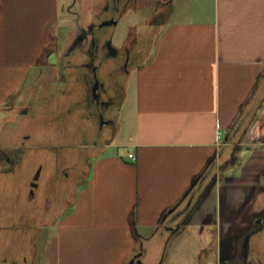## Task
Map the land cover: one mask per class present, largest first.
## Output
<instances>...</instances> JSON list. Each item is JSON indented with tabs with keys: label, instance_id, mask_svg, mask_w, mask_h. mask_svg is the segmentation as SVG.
I'll return each instance as SVG.
<instances>
[{
	"label": "crops",
	"instance_id": "crops-1",
	"mask_svg": "<svg viewBox=\"0 0 264 264\" xmlns=\"http://www.w3.org/2000/svg\"><path fill=\"white\" fill-rule=\"evenodd\" d=\"M68 1L0 0V104L11 97L15 103L25 99L36 85L32 78L72 72L75 67L67 62L88 70L79 63L87 55L67 53L78 33L64 13ZM89 1L83 8L95 2L98 10L84 17V27L109 1L121 10L120 17L128 9L143 13V21L156 13L144 8V0ZM167 6L163 22L146 20L147 31L139 35L131 26L120 43L112 38L104 46L108 55L117 49L129 53L140 40L144 47L124 73L121 106L129 101L133 120L125 143L118 138V125L106 145L83 141L80 127L89 122L82 121L71 99L47 101L33 117L27 161L15 177L0 172V191L19 197L5 202L0 196V221L6 224L16 217L4 210L38 207V199L29 201L20 193L38 160L48 165L50 154L62 152L78 162L73 186L62 183L60 227L45 232L36 254L30 246L31 264H166L168 247L170 254L181 252L186 238L190 253L181 264H222L223 239L255 231L264 209V101L241 136L238 125L264 74V0H168ZM85 35L79 48L88 52L94 37ZM98 52L96 61L102 58ZM34 66L39 73L32 75ZM9 138L0 143L3 150L12 148ZM119 145L126 153L112 149ZM210 164L218 176L189 210L187 194ZM22 246L25 235L11 247ZM258 258L264 261V255Z\"/></svg>",
	"mask_w": 264,
	"mask_h": 264
},
{
	"label": "flooded vegetation",
	"instance_id": "flooded-vegetation-1",
	"mask_svg": "<svg viewBox=\"0 0 264 264\" xmlns=\"http://www.w3.org/2000/svg\"><path fill=\"white\" fill-rule=\"evenodd\" d=\"M121 1L127 5L131 0ZM160 2L165 7L168 4V0L158 1L155 5L156 13H158ZM112 6H114L113 1H109L104 6V10L96 16V21L87 25L88 27H82L78 30L74 43L67 52L69 55L75 56H78L77 53L82 54L79 56L87 55L79 63L81 64L80 67H87L88 70L83 72V70L76 68L78 63L67 62L65 66H69L71 63L75 67L72 72H64L60 74V77L53 75L32 78V84L36 83V85L32 88V92L25 94V99L19 102L12 122L0 125V143L9 134V140L12 142L10 150H3L4 148L0 147V172H2V176L6 174L15 177L23 162L27 161L30 151L25 143L31 136L29 134L33 128L31 124H36L33 117L38 114L37 108L47 101L60 104L66 102L65 99L68 97L71 99L68 103L71 102L76 109H80L79 116L82 121L89 122V124L84 122L83 126L80 127L83 141L90 142L93 146H103L114 135L117 129L116 111L121 103L124 73L127 66L135 65L138 62L144 47L142 40H140L129 53L117 49L115 53L111 52V55L103 54L105 44L108 45L114 38V29L122 14L117 6ZM113 20H116V23ZM87 33L94 37V46L88 52H84L79 48V41ZM100 33L103 35L100 36ZM99 50H102V58L96 61ZM44 83H48V90L44 88ZM29 97L30 99H28ZM38 161L33 171L27 173L24 190L20 193L24 199L29 201L38 199L40 209L26 206L19 207L18 211L15 209L16 207L4 210L6 213L14 212L16 219L6 224L0 221V264H28V262L31 264L33 254L30 246L34 248L33 251L35 252L33 253L36 254L37 246L42 242L49 224L57 221L62 215V204L65 199L62 183L66 181L71 187L73 186L71 183L75 180L77 161L64 156L62 152L61 154L57 153L54 157L50 154L48 165L42 159ZM210 167L211 164L198 178L197 184L192 185L187 194L189 210L195 208L197 202L207 195L212 186L211 183L218 176L217 173H212ZM45 172L46 175L42 177ZM3 188H5V184ZM2 191H0V196L2 195L5 202H8L7 199L18 201L19 197L15 192L9 190V193H5ZM257 219L254 232L251 231L243 236H237L233 233L223 239L222 252L220 253L222 264H264V261L258 258V256L264 255V209ZM6 231L15 232L18 235L7 237L3 235ZM21 235L26 236V247L12 248L11 246L17 245L18 237ZM251 254H254L256 258L253 256L251 258ZM136 259L137 261L140 260L139 258Z\"/></svg>",
	"mask_w": 264,
	"mask_h": 264
},
{
	"label": "rangeland",
	"instance_id": "rangeland-1",
	"mask_svg": "<svg viewBox=\"0 0 264 264\" xmlns=\"http://www.w3.org/2000/svg\"><path fill=\"white\" fill-rule=\"evenodd\" d=\"M89 1V0H88ZM83 2L84 0H69L66 4V7L64 8V13L71 19V25L74 28L73 30H80V28L84 27L85 25V18L87 16L91 17L95 14V9L98 10V7H96L95 2L89 3V5L84 9L83 8ZM90 2V1H89ZM159 14V15H158ZM65 16V15H64ZM85 17V18H84ZM145 16L143 13H136L133 9H128V11L120 17V19L117 21L116 28L114 30V40L116 43H120L121 38L126 35V32L128 29L133 26V31H135L138 35L140 33H144L147 31V23L143 21ZM165 20L163 9L159 11V13H155V15L152 16L151 19L148 20V22H163ZM157 21V22H156ZM65 25V24H64ZM64 29L62 30V34L68 33L69 30L67 29V26H63ZM88 27V26H87ZM70 35V33H69ZM43 65H45V62H41ZM35 67V66H34ZM39 73L37 71V68L35 67L32 71V75ZM14 97H11L8 99V101L0 104V124L4 123L7 120H12L13 117L16 114V110L18 108L19 102L15 103ZM129 101H126L124 105L121 106V103L119 104V107L116 111L117 115V125L120 126V131L118 133V138L122 143H125L127 141L128 135L131 133L133 129V120H132V110L129 106ZM114 151H118L119 154L126 153V147L125 146H116L112 148ZM67 200V199H66ZM66 206L64 207V213L69 212L70 208H68V201H66ZM61 219V215L59 216ZM55 221L51 225L49 224L47 231L49 233H55L60 225L59 220ZM187 240V241H186ZM184 239L183 246L185 249H182L181 252H177L176 254L173 252L170 254L169 247L165 253V263L167 264H181L182 261H185V258L189 256V251L187 250L188 247V240L189 238ZM188 251V252H187ZM170 254V255H169ZM186 263V261H185Z\"/></svg>",
	"mask_w": 264,
	"mask_h": 264
},
{
	"label": "trees",
	"instance_id": "trees-1",
	"mask_svg": "<svg viewBox=\"0 0 264 264\" xmlns=\"http://www.w3.org/2000/svg\"><path fill=\"white\" fill-rule=\"evenodd\" d=\"M158 1H167V0H144V8H146L149 11V13L153 12L155 5L157 4ZM167 5L165 7L162 5V2L159 3V6L161 9L164 8L165 10H168ZM150 18H151V16L147 17L144 21H146V20L148 21ZM263 101H264V74L259 77L253 92L251 93L248 101L246 102V104L243 106V109L241 110L240 119L245 114H246L245 117L246 116L247 117H246L243 124L238 125L240 128V129H238L240 132V136L248 128L249 123L255 117V115L258 112ZM239 137H238V139H239Z\"/></svg>",
	"mask_w": 264,
	"mask_h": 264
},
{
	"label": "built area",
	"instance_id": "built-area-1",
	"mask_svg": "<svg viewBox=\"0 0 264 264\" xmlns=\"http://www.w3.org/2000/svg\"><path fill=\"white\" fill-rule=\"evenodd\" d=\"M128 157L132 158V159H135V155L132 152H128Z\"/></svg>",
	"mask_w": 264,
	"mask_h": 264
},
{
	"label": "water",
	"instance_id": "water-1",
	"mask_svg": "<svg viewBox=\"0 0 264 264\" xmlns=\"http://www.w3.org/2000/svg\"><path fill=\"white\" fill-rule=\"evenodd\" d=\"M114 23H116V20H113Z\"/></svg>",
	"mask_w": 264,
	"mask_h": 264
}]
</instances>
